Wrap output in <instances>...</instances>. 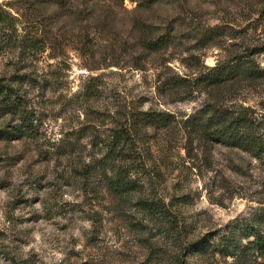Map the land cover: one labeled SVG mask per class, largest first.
I'll list each match as a JSON object with an SVG mask.
<instances>
[{
	"label": "rangeland",
	"instance_id": "rangeland-1",
	"mask_svg": "<svg viewBox=\"0 0 264 264\" xmlns=\"http://www.w3.org/2000/svg\"><path fill=\"white\" fill-rule=\"evenodd\" d=\"M82 1L0 0V264H264L222 252L231 228L264 230V157L192 126L264 112V0ZM237 58L259 75L223 69ZM120 167L131 189L109 186Z\"/></svg>",
	"mask_w": 264,
	"mask_h": 264
},
{
	"label": "trees",
	"instance_id": "trees-1",
	"mask_svg": "<svg viewBox=\"0 0 264 264\" xmlns=\"http://www.w3.org/2000/svg\"><path fill=\"white\" fill-rule=\"evenodd\" d=\"M159 1L161 0H148V4L153 6ZM99 2V0H96L95 4H98ZM81 5L82 7L80 11L88 13V9H90L88 0H83ZM6 21L7 16L2 10H0V23ZM90 23L91 22H87V24ZM144 40L146 41L147 37H145ZM157 43L158 42L150 40L147 45L153 46ZM79 48L84 52L92 51V47L88 44V40L85 38L80 40ZM235 60V62L230 63L231 66H224L223 69H226V67H238L237 69H240L239 73L248 76L259 75L257 69L251 65L247 68L242 67L246 61H243L240 58ZM217 68L218 66L216 65L214 69L216 70ZM223 74H225V72L211 75V83L220 85L222 79H224ZM16 80L22 82L23 78H17ZM170 85L172 87L186 88V85L183 82L174 81L170 82ZM14 89L12 83L7 81L5 77H0V101L5 102L6 107L9 109H12L17 105V98L14 97ZM145 119L158 121L163 124L169 122L167 118L156 112H149ZM192 126L194 131L198 133L202 139H206L205 142L212 137L219 142L248 150L255 156L264 157V112H261V114L258 115L252 108L244 106H241L239 109H235L232 106H215V110L212 114L206 116V119L203 121H192ZM107 181L109 186L116 191L131 189L136 183L124 167H120V169L117 170L116 176H107ZM151 205L156 209L165 211L164 206L156 200L151 201ZM241 227L243 234L239 238L236 236V227L231 228L228 236H224L222 252L226 255H238L240 253L244 254L249 249H252L259 255L264 256V230L262 229V225L249 224L244 226V224H241ZM245 238L248 239V241L242 243V240ZM208 243V237L204 236L193 242L191 247L193 249H199Z\"/></svg>",
	"mask_w": 264,
	"mask_h": 264
}]
</instances>
